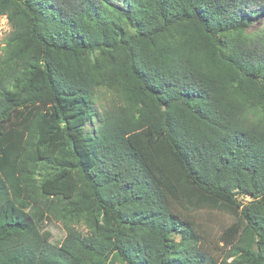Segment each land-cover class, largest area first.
<instances>
[{
  "label": "trees",
  "instance_id": "trees-1",
  "mask_svg": "<svg viewBox=\"0 0 264 264\" xmlns=\"http://www.w3.org/2000/svg\"><path fill=\"white\" fill-rule=\"evenodd\" d=\"M0 17V264H264V0H0Z\"/></svg>",
  "mask_w": 264,
  "mask_h": 264
},
{
  "label": "rangeland",
  "instance_id": "rangeland-1",
  "mask_svg": "<svg viewBox=\"0 0 264 264\" xmlns=\"http://www.w3.org/2000/svg\"><path fill=\"white\" fill-rule=\"evenodd\" d=\"M252 29H254V27ZM10 32H11V28L6 18L0 17V55H2L3 53L2 49L5 46L6 40ZM108 101H115V98L107 94L103 95L102 103L105 104ZM92 129H93V125H91V123H88L85 130L92 131ZM239 200L242 201L243 203H247L249 201L248 198H244V197H239ZM203 220H205V223L208 225L206 229H207L208 241L210 245L213 246L216 244L220 246V243H218V235L221 232V229L227 226L231 222V219L226 215L213 214L204 217ZM75 227L82 234H85V232L87 231L84 225L81 223L76 225ZM41 236L43 240L48 243H58L64 238L65 231L60 222H55L54 224L46 223L44 229L41 231ZM175 240L178 241L179 238L175 237Z\"/></svg>",
  "mask_w": 264,
  "mask_h": 264
}]
</instances>
